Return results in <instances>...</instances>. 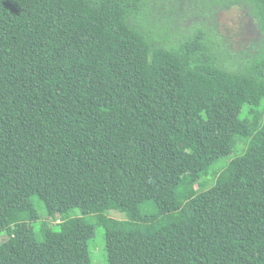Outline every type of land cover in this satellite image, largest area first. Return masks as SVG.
I'll return each instance as SVG.
<instances>
[{
  "label": "trees",
  "instance_id": "obj_1",
  "mask_svg": "<svg viewBox=\"0 0 264 264\" xmlns=\"http://www.w3.org/2000/svg\"><path fill=\"white\" fill-rule=\"evenodd\" d=\"M148 9L0 0V264H91L96 230L108 264H264V53L232 71Z\"/></svg>",
  "mask_w": 264,
  "mask_h": 264
},
{
  "label": "rangeland",
  "instance_id": "obj_2",
  "mask_svg": "<svg viewBox=\"0 0 264 264\" xmlns=\"http://www.w3.org/2000/svg\"><path fill=\"white\" fill-rule=\"evenodd\" d=\"M149 4V24L153 30H164L169 37V44L175 45L181 39L192 35L201 29L208 39L214 42L223 52V59L232 71L244 68L250 60L264 53V36L253 10L244 4H227L224 0H147ZM226 159L219 166L224 165ZM209 183V182H208ZM201 187L195 186L194 193H200ZM34 218L26 220L51 221L42 211H37ZM121 218L120 214L113 215ZM13 226L16 217H9ZM36 228L39 223L36 222ZM6 232L0 233V242L4 241ZM91 264H108L104 252L102 230H96L94 238L89 243Z\"/></svg>",
  "mask_w": 264,
  "mask_h": 264
}]
</instances>
